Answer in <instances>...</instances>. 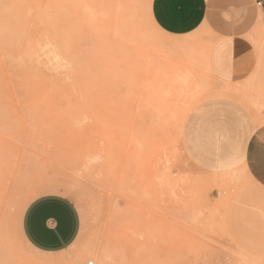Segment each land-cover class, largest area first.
I'll use <instances>...</instances> for the list:
<instances>
[{"label": "rangeland", "instance_id": "obj_1", "mask_svg": "<svg viewBox=\"0 0 264 264\" xmlns=\"http://www.w3.org/2000/svg\"><path fill=\"white\" fill-rule=\"evenodd\" d=\"M150 1L0 0V264H264V189L237 163L200 166L182 139L210 99L264 124V0H208L181 38L156 28ZM214 23L255 51L242 84L209 68L226 33ZM46 194L80 216L56 255L31 252L19 232Z\"/></svg>", "mask_w": 264, "mask_h": 264}, {"label": "crops", "instance_id": "obj_2", "mask_svg": "<svg viewBox=\"0 0 264 264\" xmlns=\"http://www.w3.org/2000/svg\"><path fill=\"white\" fill-rule=\"evenodd\" d=\"M208 15V0H151L150 16L168 37L181 38L198 30ZM226 31L213 43L209 68L224 85L244 83L253 73L256 54L240 34ZM231 111L235 122L230 121ZM183 145L194 162L206 168L237 163L264 189V124L229 97L210 99L195 107L183 127ZM21 241L31 252L56 255L66 251L80 233V216L73 202L59 194L36 197L25 207L19 227Z\"/></svg>", "mask_w": 264, "mask_h": 264}, {"label": "built area", "instance_id": "obj_3", "mask_svg": "<svg viewBox=\"0 0 264 264\" xmlns=\"http://www.w3.org/2000/svg\"><path fill=\"white\" fill-rule=\"evenodd\" d=\"M257 5H258V6H261L262 3L258 1ZM88 264H93V263H92V262H89Z\"/></svg>", "mask_w": 264, "mask_h": 264}, {"label": "bare ground", "instance_id": "obj_4", "mask_svg": "<svg viewBox=\"0 0 264 264\" xmlns=\"http://www.w3.org/2000/svg\"><path fill=\"white\" fill-rule=\"evenodd\" d=\"M65 62V61H64Z\"/></svg>", "mask_w": 264, "mask_h": 264}]
</instances>
